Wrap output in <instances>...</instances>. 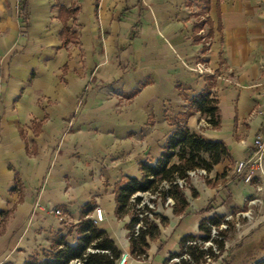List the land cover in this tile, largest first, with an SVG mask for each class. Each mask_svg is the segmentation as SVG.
<instances>
[{
  "label": "crops",
  "instance_id": "0c3cea01",
  "mask_svg": "<svg viewBox=\"0 0 264 264\" xmlns=\"http://www.w3.org/2000/svg\"><path fill=\"white\" fill-rule=\"evenodd\" d=\"M263 56L264 0H208L205 11L201 0H0V264L41 259L55 235L73 244L85 204L90 219L101 209L96 228L128 254L129 215L114 216V187L141 177L138 164L159 157L187 100L206 87L218 127L197 112L184 123L229 158L181 190V211L159 209L165 222H155L146 259L124 264H162L210 218L232 222L209 264H225L243 236L251 245L264 237V160L250 185L233 172L261 131L252 112ZM198 60L214 75L194 73Z\"/></svg>",
  "mask_w": 264,
  "mask_h": 264
},
{
  "label": "trees",
  "instance_id": "16d2710c",
  "mask_svg": "<svg viewBox=\"0 0 264 264\" xmlns=\"http://www.w3.org/2000/svg\"><path fill=\"white\" fill-rule=\"evenodd\" d=\"M201 1L205 11L208 0ZM196 112L204 119L208 127L212 129L218 127L219 116L216 100L207 87L187 100V110L176 118L174 128L166 138L159 157L152 164H138L141 177L139 179L125 177L114 187V216L120 219L129 215L127 231L135 221L133 217H130L131 206L128 200L131 195L136 192L154 191L162 182L168 183V189L161 191L160 194L162 198L167 196L172 200V211L177 213L185 207V201L181 189L174 181L185 179L186 172L194 169H203L209 173L215 165L229 158L223 143L204 140L186 128L185 118ZM91 211L90 204L81 207L79 221L76 224V239L73 244L65 240V235H55L49 250L41 259L29 257L22 264H116L122 252L114 246L104 231L96 228L92 219L88 217ZM156 218L160 225L164 224L165 220L162 216L156 215ZM220 219L210 218L200 221L198 229L202 235L183 236L179 242V252L168 255L163 263L182 253H185L190 261L181 260L180 264L203 263V251H200L197 246H188L183 252V245L191 240L205 241L208 234L205 222L216 225ZM158 233V226L154 222H145L144 229L139 231L137 237L134 239L130 237L128 240L129 256L135 258L145 255L148 241L156 239ZM221 235L225 237L223 233ZM218 248L221 252L222 242H218ZM216 258L217 256H214V259ZM254 264H264V259Z\"/></svg>",
  "mask_w": 264,
  "mask_h": 264
},
{
  "label": "built area",
  "instance_id": "2783aa9c",
  "mask_svg": "<svg viewBox=\"0 0 264 264\" xmlns=\"http://www.w3.org/2000/svg\"><path fill=\"white\" fill-rule=\"evenodd\" d=\"M198 35L201 37L202 44L204 46H207L208 42H206L204 32L200 30L198 32ZM259 69L263 74L262 80L260 82V84L263 86V90L260 94L259 103L252 113L260 118L261 131L254 135L251 142V151L249 155L246 158L237 161L233 168L235 177L238 178L240 182L246 185H250L253 182L257 172L259 174L261 173V166L264 160V56L262 63L259 65ZM191 70L198 75H214V70L209 68L203 60L196 61L191 67ZM202 122L203 124H206L204 119ZM207 176L208 173H206L203 169H194L186 172L185 179H176L174 183L179 189L182 190L188 188L191 181H204ZM168 186V183L162 182L154 191L136 192L130 196L128 200V203L131 206L130 217H133L135 221L132 223L130 230L126 232L127 241L130 237L133 239L137 237L139 231L144 229L145 222L155 223L157 221L156 215H160L158 213L160 208L171 207L173 205V202L169 197L165 196L164 198H162L160 194L161 191H166L168 189ZM254 202L255 201H247L246 203L247 205H251ZM53 214L55 216H60V212L58 210H54ZM92 214L93 224H97L101 221V209L94 208ZM231 222L232 217L230 215L222 217L216 225H211L208 222H205V226L208 228L207 239L205 241H186L183 245L182 251L184 252L185 248L188 246H197L200 251L204 252V255L202 257L203 263L198 264H209L215 260L214 256H217L216 259L220 258L222 252L226 249L224 245L225 237H223L221 233H224L225 231L230 229ZM218 242H222L221 252L218 248ZM128 257V254L121 253L116 261V264H124ZM134 259L145 260L146 253L145 255L135 257ZM181 260L190 261L189 257L185 253H182L179 256L169 258L163 264H180ZM190 264L197 263L190 262Z\"/></svg>",
  "mask_w": 264,
  "mask_h": 264
},
{
  "label": "rangeland",
  "instance_id": "374dc122",
  "mask_svg": "<svg viewBox=\"0 0 264 264\" xmlns=\"http://www.w3.org/2000/svg\"><path fill=\"white\" fill-rule=\"evenodd\" d=\"M206 42H208V39H206ZM240 241L239 246H234L228 253H224L225 264H245L255 255L264 251V237H261L253 245L250 244L248 236L241 237Z\"/></svg>",
  "mask_w": 264,
  "mask_h": 264
}]
</instances>
